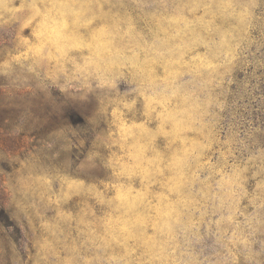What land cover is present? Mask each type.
<instances>
[{
    "label": "clouds",
    "instance_id": "9594fccd",
    "mask_svg": "<svg viewBox=\"0 0 264 264\" xmlns=\"http://www.w3.org/2000/svg\"><path fill=\"white\" fill-rule=\"evenodd\" d=\"M0 264H264V0H0Z\"/></svg>",
    "mask_w": 264,
    "mask_h": 264
}]
</instances>
